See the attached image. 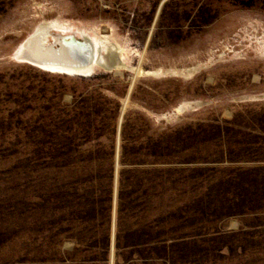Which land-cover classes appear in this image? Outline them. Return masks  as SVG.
<instances>
[{"label":"rangeland","instance_id":"1","mask_svg":"<svg viewBox=\"0 0 264 264\" xmlns=\"http://www.w3.org/2000/svg\"><path fill=\"white\" fill-rule=\"evenodd\" d=\"M0 264H264V0H0Z\"/></svg>","mask_w":264,"mask_h":264},{"label":"bare ground","instance_id":"2","mask_svg":"<svg viewBox=\"0 0 264 264\" xmlns=\"http://www.w3.org/2000/svg\"><path fill=\"white\" fill-rule=\"evenodd\" d=\"M68 28H58L56 34L53 33V42L45 44L46 34L50 28L46 24L40 25L24 39L15 55L19 59L35 63L44 69L79 74L87 72L93 64L108 67L119 64V61L114 58L108 62L106 57L109 54L104 55L103 53L110 51L105 49V45L101 42H93L88 35L84 34L80 38ZM195 104L188 103L179 109L183 110L184 107L195 106Z\"/></svg>","mask_w":264,"mask_h":264}]
</instances>
